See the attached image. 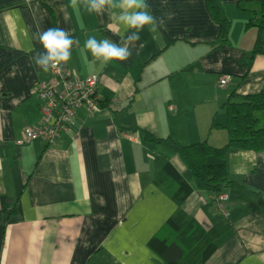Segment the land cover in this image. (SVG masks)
<instances>
[{
	"label": "crops",
	"instance_id": "1",
	"mask_svg": "<svg viewBox=\"0 0 264 264\" xmlns=\"http://www.w3.org/2000/svg\"><path fill=\"white\" fill-rule=\"evenodd\" d=\"M243 1H225L230 44L212 51L220 28L205 0H147L165 23L156 33L145 27L127 61L105 62L84 44L89 36L119 43V10L90 12L87 0H0V264H166L150 245L177 207L154 185L158 172L169 161L190 181L179 147L226 146L225 105L264 94V53L248 58L264 32L246 30ZM54 24L79 40L61 71L99 76L103 104L95 117L81 110L55 145L19 146L42 115L37 84L52 78L35 64L44 51L35 37ZM224 76L233 79L220 86ZM141 131L167 142L155 146ZM228 173L262 197L228 193L229 228L206 264H264V150H231ZM182 209L206 230L219 214L201 191Z\"/></svg>",
	"mask_w": 264,
	"mask_h": 264
},
{
	"label": "trees",
	"instance_id": "2",
	"mask_svg": "<svg viewBox=\"0 0 264 264\" xmlns=\"http://www.w3.org/2000/svg\"><path fill=\"white\" fill-rule=\"evenodd\" d=\"M225 1L205 0L213 21L220 28L212 51H218L230 44L232 22L226 14ZM238 9L251 15L246 30L256 29L264 32V0L240 2ZM53 27L56 28V25ZM263 49L264 42L259 41L248 58L254 59L261 55L264 53ZM238 99V102L225 105L228 121L226 126L221 128L226 130L228 135L226 146L215 148L203 142L179 147L178 155L188 170L190 181L185 180L169 161L154 180V185L177 207L174 215L150 245L166 264H206L218 249L216 238L229 228L228 218L221 214H218L208 230L187 216L182 207L195 191L205 192L212 197L228 195L230 192L262 197L258 191L232 180L228 173V155L231 150L254 154L264 150V94L238 96ZM141 132L145 140L155 146L167 142L158 139L149 131Z\"/></svg>",
	"mask_w": 264,
	"mask_h": 264
},
{
	"label": "clouds",
	"instance_id": "3",
	"mask_svg": "<svg viewBox=\"0 0 264 264\" xmlns=\"http://www.w3.org/2000/svg\"><path fill=\"white\" fill-rule=\"evenodd\" d=\"M72 5L77 0H71ZM88 10L100 14L106 9L119 10L115 12L117 27L123 28L120 42H114L104 38L97 40L95 36H89L84 47L93 57L108 61H127L132 56V48L140 40V33L148 27L151 33H156L165 21L157 18L150 10L147 0H87ZM111 27V26H110ZM42 45L44 51L37 53L33 59L35 64L47 72L50 68L66 63L71 58V49L79 45V40L70 38L67 31L60 28H50L38 33L35 37ZM142 46V45H141Z\"/></svg>",
	"mask_w": 264,
	"mask_h": 264
},
{
	"label": "built area",
	"instance_id": "4",
	"mask_svg": "<svg viewBox=\"0 0 264 264\" xmlns=\"http://www.w3.org/2000/svg\"><path fill=\"white\" fill-rule=\"evenodd\" d=\"M51 81L39 82L37 94L41 102V118L35 129H25L19 146L35 141L55 145L63 135L70 133L78 113L85 110L90 117L100 112L103 101L98 91L99 76L87 79H70L61 71L60 66L50 68ZM233 77L224 76L220 86H226ZM219 214L228 218L227 202L229 195L213 196Z\"/></svg>",
	"mask_w": 264,
	"mask_h": 264
},
{
	"label": "rangeland",
	"instance_id": "5",
	"mask_svg": "<svg viewBox=\"0 0 264 264\" xmlns=\"http://www.w3.org/2000/svg\"><path fill=\"white\" fill-rule=\"evenodd\" d=\"M212 163H215V161H212Z\"/></svg>",
	"mask_w": 264,
	"mask_h": 264
}]
</instances>
